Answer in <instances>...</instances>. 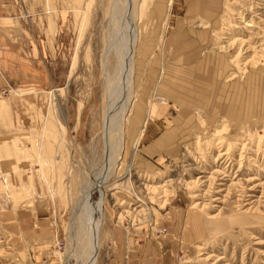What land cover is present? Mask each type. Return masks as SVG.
Instances as JSON below:
<instances>
[{"label":"rangeland","instance_id":"rangeland-1","mask_svg":"<svg viewBox=\"0 0 264 264\" xmlns=\"http://www.w3.org/2000/svg\"><path fill=\"white\" fill-rule=\"evenodd\" d=\"M9 1L28 29L16 39L33 53L34 68L22 77L23 90H13L17 94L9 89L7 94L0 92L2 99H10L14 123L21 130L20 141L6 142L5 155L0 152V159L7 161L0 164V187L2 183L4 186L0 215L38 189L55 207V234L34 263L81 264L77 253L85 242L75 236L76 227L72 229L71 223L81 188L101 161L98 129L105 110L106 78L100 70V56L109 29V0H92L87 8L86 0ZM152 1L146 0L141 10L137 24L140 37ZM134 5L138 12L139 0H134ZM177 21L182 22L177 32H208L200 50L224 57L229 70L221 84L243 81L226 94L223 90L214 93L208 86L202 98L192 99L187 113L193 121L189 142L182 141L177 159L161 153L153 158L154 166L149 169L134 157L136 145L171 129L180 106L167 99L164 90L159 91L162 81H155L146 94L145 123L128 148L125 138L127 129L132 128L128 121L141 104L136 92V82L138 86L141 78L138 81L134 72L132 105L122 124L125 145L120 168L115 169L121 178L118 182L128 184L135 195L116 186L91 193L94 218L101 221L97 264H132L134 255L137 264H161L165 249L169 264H264V0H219L217 13L210 17L206 11L189 8L186 0H165L163 13L154 23L158 28L154 50L169 31L175 30ZM235 36L248 46L240 62L233 59L237 52L233 44L224 47L225 41ZM138 45L137 41L135 57ZM252 55L255 62L241 73L238 63ZM256 67L260 73L257 79L253 74ZM1 74L0 80L5 78ZM230 103L233 107L227 111ZM3 119L0 116V122ZM222 127L218 136L225 144L236 139L249 143L244 152L239 146L218 159V150L205 149L206 141ZM225 144L219 149L225 151ZM150 184L161 185L166 195L159 197L161 194L145 189ZM137 213L145 221L136 223ZM146 244L150 245L148 250ZM11 246L6 222L0 216V264H22L13 256ZM148 257L157 260L152 263Z\"/></svg>","mask_w":264,"mask_h":264},{"label":"crops","instance_id":"crops-1","mask_svg":"<svg viewBox=\"0 0 264 264\" xmlns=\"http://www.w3.org/2000/svg\"><path fill=\"white\" fill-rule=\"evenodd\" d=\"M186 2L189 3V8L193 7L198 12L206 11L208 17L214 16L219 7V0H186ZM164 3L165 0H153L149 7L147 26L142 23L143 30L136 48V57L134 55L138 81L141 78L138 86L136 82L137 97L141 99V104L135 107L134 113L128 121L132 128L127 129L125 138L128 141L127 147L130 148L135 132L145 123L146 94L153 88L155 81H162L159 91L164 90L165 94H162L167 99L176 101L180 109L172 119L174 125L171 129L161 131L152 140L141 142L142 145L141 143L136 145L138 148L134 157H139L145 168L149 169L154 166L153 158L161 153L177 159L182 141L189 142L188 135L192 129L193 121L187 113L192 99L202 98L208 86L214 93L223 90L222 93L226 94L231 87L237 89L243 81L241 79L240 83L235 80L231 83L221 84L223 74L229 70L224 57L217 52L203 54L200 47L205 42L208 32L206 30L177 32V29L182 26L181 21L176 22L175 30L169 31L160 47L154 50L155 38L158 34L157 24L154 26V23L158 22L162 15ZM21 18L16 14L15 6L9 0H0V70L3 73L0 74L5 77H1L0 92L3 89H9L12 93L13 90H23L20 88L22 77L30 74L34 68L31 64L33 53H29L23 47L21 39H16V37H20L17 35H26L28 30L24 27ZM1 37L4 41L1 40ZM257 69L254 68L253 71L255 79L260 74ZM197 75L202 77L198 79ZM2 102L4 105H8V107L4 106V114L0 115L4 116L3 121L0 122V152L3 156L6 152L4 144L8 141H20L19 132L21 130L14 123L10 99L0 97V106ZM232 107L233 104L230 103L225 108L230 111ZM129 136L132 137L129 138ZM0 164H7L5 157L0 159ZM3 190L2 183L0 193ZM34 190L36 191L35 195L17 200L12 204V208H7L5 214L0 215L1 219L6 222V231L10 235L11 248L14 250L13 256L22 264H35V258H39V251H42V248H47L54 241L55 233L52 223L56 215L55 207L38 192V189ZM28 192L32 193L33 190ZM127 244L129 245L128 241ZM145 246L148 250L150 245L146 244ZM166 250L161 253V264H169ZM130 259L132 264H137L135 255ZM147 259L152 260V263L154 259L157 260L155 257Z\"/></svg>","mask_w":264,"mask_h":264},{"label":"bare ground","instance_id":"bare-ground-1","mask_svg":"<svg viewBox=\"0 0 264 264\" xmlns=\"http://www.w3.org/2000/svg\"><path fill=\"white\" fill-rule=\"evenodd\" d=\"M91 1L92 0H86V8L89 6ZM145 2L146 0H139L138 12L135 11L134 0H109L108 7L106 9V14L108 15L109 19V29L106 30L105 28L107 32L103 37L104 48L102 49L100 56V70H102L104 73V79L106 78V87L104 86L106 91L104 94L105 102L102 107V109L105 110H102L100 127L98 129L101 142V161L99 167L95 170L96 172L91 174V177L89 180H87L88 182L81 188L80 198L76 208V215L73 216V222L71 223L72 229H75L76 227V231L74 230L75 236L78 239H84L85 242V247L80 250L79 253H77V255L82 258L81 264H97L98 238L101 221L99 222L98 220H95L93 203L89 199L93 190L98 189L99 191L105 192L107 190L113 189L116 186L117 189L123 188L128 193L135 195V192L129 187L128 184L118 182L121 180V178H117L116 169L120 168L119 162L121 160L125 145L124 136L126 134L124 131H122V124L125 121V117L129 112V109L131 108L132 98L134 96V84H132L135 75L134 47L136 46L137 41L139 42L140 39V31L137 27V24L141 22L139 16L141 15V10H143L142 8ZM105 24L102 25L106 27ZM232 44L237 48V52L233 56V59L237 62H240L242 59H244L243 51L244 49L247 51L246 49L248 46H246L242 38L238 36L229 37L228 40L225 41L224 47H229ZM254 59L255 56L252 55L243 63H238L240 66L238 69L242 71L241 73L244 72L243 69L248 66L250 62H255ZM199 77L202 76L199 75ZM13 93L17 94L18 92L13 91ZM4 109L5 108H2L1 105L0 114L5 111ZM222 129L223 127L217 129L215 131L214 137L206 141L207 143L205 142L207 146L205 149L211 148L218 150V156H221L218 159L225 156V154L229 155L228 151L233 152V150L235 148H239V146H241L242 152H244L247 146L246 144L249 143H244L241 142V140L236 139L233 144L230 142H226L227 144H225L218 136V134L222 132ZM224 144L226 148L225 151H222V149L219 148ZM239 155L241 157L242 153ZM216 159L217 157L214 160ZM216 172L217 170L213 171V173ZM128 174L129 173L127 169L125 176ZM199 177L202 176L198 175V178ZM208 177L210 178L211 175ZM212 178L218 179L217 176H212ZM110 180L111 182L107 184ZM162 188L163 187L161 185L157 184L145 186V189L154 191L157 194H161L159 197H164L166 195L167 190ZM193 197H196V195H193ZM142 201L143 198L139 202L142 203ZM141 205L139 206L141 207ZM141 210H145V208L143 207ZM125 211L132 215V211ZM142 213L143 212H140V214ZM140 214L137 213L135 215V219L137 220L136 223L138 224L145 221V219L140 217ZM140 219L142 221H140Z\"/></svg>","mask_w":264,"mask_h":264},{"label":"built area","instance_id":"built-area-1","mask_svg":"<svg viewBox=\"0 0 264 264\" xmlns=\"http://www.w3.org/2000/svg\"><path fill=\"white\" fill-rule=\"evenodd\" d=\"M1 93H2V94H7V93H8V90L3 89V90L1 91Z\"/></svg>","mask_w":264,"mask_h":264}]
</instances>
